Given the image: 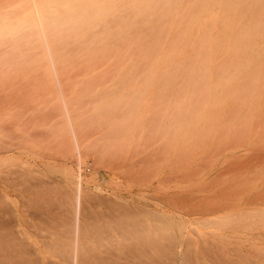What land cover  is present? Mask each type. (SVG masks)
<instances>
[{"label": "rangeland", "instance_id": "obj_1", "mask_svg": "<svg viewBox=\"0 0 264 264\" xmlns=\"http://www.w3.org/2000/svg\"><path fill=\"white\" fill-rule=\"evenodd\" d=\"M117 1L49 29L55 76L32 1L0 0V261L73 264L80 176L78 264H264V0Z\"/></svg>", "mask_w": 264, "mask_h": 264}, {"label": "bare ground", "instance_id": "obj_2", "mask_svg": "<svg viewBox=\"0 0 264 264\" xmlns=\"http://www.w3.org/2000/svg\"><path fill=\"white\" fill-rule=\"evenodd\" d=\"M32 1V3L31 4H33L32 5V7L34 8L33 9V11H34V21L32 22H26V26H30L31 27V29L35 32V34H36V36L38 35L39 37H40V39L42 40V42H43V45H44V47H45V52H46V56H47V58H48V61H49V64H50V67H51V69H52V71L54 72V74H55V76H56V67H57V65L58 64H60V63H62V61H58V57H57V62L55 61V51H54V43L52 42V40H50V37H48V35H47V33H48V31H49V29L51 28V27H55V28H57V27H64V26H69V29L72 31V30H74V33H73V35H74V40L76 41V43H80L81 42V38H82V35L85 33H83V27L84 26H92L93 24H95V21H96V19H98L100 16H106V15H108L109 13H110V9L111 8H113V2H114V0H110L111 2L110 3H108V6H107V8H103V6L106 4H104L102 7H101V9L99 8V11L97 10V8L94 6V3H93V0H69V3H68V5L67 6H65L66 7V13L68 14V18H66V20H62L61 18H59L58 16H57V10H56V8L51 12L52 14L50 15V16H47L48 15V11H47V8H45V6L44 5H40V3H39V1L40 0H31ZM43 1V0H42ZM41 1V2H42ZM49 1V0H48ZM50 1H53V0H50ZM104 1H106V0H104ZM148 1V0H147ZM27 3H28V5L30 4L29 3V1H26ZM46 2V1H45ZM67 2V1H66ZM118 1L116 0V3H117ZM152 2H154V1H152ZM152 2H150V4L152 3ZM43 3V2H42ZM51 3H54V2H51ZM57 3V2H56ZM56 3H54V4H56ZM59 3V2H58ZM99 3V2H98ZM121 3V2H120ZM119 2H118V4H120ZM124 3H125V1H124ZM248 3V0L246 1V3L245 4H247ZM66 4V3H65ZM49 5V4H48ZM62 5V4H61ZM129 5V4H128ZM153 5V4H152ZM30 6V5H29ZM151 6V5H150ZM61 7H63V6H61ZM120 7V6H119ZM124 7V6H123ZM126 7V6H125ZM140 7V6H139ZM158 7H159V5H158ZM30 8V7H29ZM28 8V9H29ZM144 8V7H143ZM149 7H147V9H148ZM154 8H156V7H154ZM255 8V7H254ZM253 8V9H254ZM114 9H116L115 7H114ZM63 10V9H62ZM122 10V9H121ZM142 10V9H141ZM174 10H176V7L174 8ZM256 10H257V8H256ZM65 10H63V12H64ZM151 11V10H150ZM60 12V11H59ZM62 12V11H61ZM114 12H115V10H114ZM123 12V11H122ZM131 12V11H130ZM127 13V12H126ZM128 13H129V10H128ZM145 13V12H144ZM173 13V12H172ZM24 14V13H23ZM135 14V13H134ZM133 13H132V15H134ZM138 14V13H137ZM146 14V16H147V13H145ZM22 15V14H21ZM125 15V14H124ZM123 15V13H122V15L120 16V18L122 17V16H124ZM13 16V14L11 15V17ZM27 16V15H26ZM62 16H64V19H65V15H63L62 14ZM115 16V15H114ZM145 15H143V17H146ZM171 16H172V14H171ZM10 16H9V18H11ZM16 17V16H15ZM17 17H18V15H17ZM17 17H16V19H17ZM60 17H61V14H60ZM131 17V14L129 15V18ZM133 17V16H132ZM131 17V18H132ZM143 17L141 16V17H139V19H143ZM173 17V16H172ZM4 18V17H3ZM2 18V19H3ZM14 18V17H13ZM15 19V20H16ZM107 19V18H106ZM113 19V18H112ZM111 19V20H112ZM125 19V18H124ZM138 19V18H137ZM145 19V18H144ZM147 19V18H146ZM18 20V19H17ZM23 20H24V18H23ZM22 20V21H23ZM111 20H110V22H111ZM120 20V19H119ZM122 20V19H121ZM120 20V21H121ZM5 21H7V19H5ZM21 21V20H20ZM119 21V22H120ZM2 23H4L3 21H1ZM106 22V21H105ZM113 22H115V20L113 21ZM131 22V21H130ZM23 23V22H22ZM107 23H109V20L107 19ZM129 23V22H128ZM11 24H12V22H11ZM125 24V23H124ZM8 25H10L9 24V22H8V24L5 26V25H1L0 26V39H1V37H10V38H12V37H15L16 36V34H17V32H16V30H14V29H12V28H8ZM109 25H110V23H109ZM112 25H113V23H112ZM17 27H19V26H17ZM82 27V28H81ZM101 27V26H100ZM99 27V28H100ZM114 27V26H113ZM112 27V28H113ZM99 28H97L98 30H99ZM112 28H110V29H112ZM25 29H26V27H25ZM65 30V29H64ZM64 30H63V33H59L58 35H57V37H55V38H58V40L59 41H61V44H64V45H66V42H68V40H70V38H69V36L68 35H66V34H64L65 32H64ZM89 30V33H88V37H90V36H92V34H91V29H88ZM106 30V29H105ZM115 30H116V28H115ZM61 31V30H60ZM66 31L68 32V30L66 29ZM24 31H22L21 33H23ZM86 32H87V30H86ZM105 32V31H104ZM106 32H108V31H106ZM115 32V31H114ZM114 32H112V33H114ZM93 33V32H92ZM94 33H95V31H94ZM102 33V32H101ZM111 33V34H112ZM49 34H51V35H53V32H49ZM72 34V33H71ZM96 34H97V30H96ZM106 34V33H105ZM56 35V34H55ZM17 36H18V34H17ZM30 36V38L32 39V37L33 38H35V35L33 36V35H29ZM32 36V37H31ZM109 36H110V34H109ZM121 36H123V34H121ZM19 37V36H18ZM24 37H27V36H24ZM23 37V38H24ZM84 37H85V35H84ZM94 37H96V36H94ZM20 38V37H19ZM52 38V37H51ZM90 38H92V37H90ZM104 38V37H103ZM109 38H111V36L109 37ZM109 38H108V40H109ZM2 39H4V38H2ZM31 39H30V41H31ZM37 37L35 38V40H34V42H36L37 40H39V38L37 39ZM72 39V38H71ZM86 39H87V37H86ZM98 39V38H97ZM105 39H107L106 37L104 38V40ZM16 41H18V39H15ZM27 40H29V39H26V42H27ZM85 40V39H84ZM88 40V39H87ZM91 40V39H90ZM108 40H106V41H108ZM5 41H7L6 39H5ZM25 41V40H24ZM97 41H99V40H97ZM112 41V40H111ZM32 42H33V40H32ZM82 42H84L83 41V39H82ZM86 42V41H85ZM89 42V41H88ZM102 42V41H101ZM103 42H105V41H103ZM7 43H9V42H7ZM19 43H21V42H19ZM93 43H94V45H92L93 47H95V43H96V41H93ZM3 44V43H2ZM22 44V43H21ZM90 44V43H89ZM24 45H25V43H24ZM27 45H28V42H27ZM34 45V44H33ZM100 44H97L96 46H99ZM17 46H18V44H17ZM22 45H20V47H21ZM82 46L84 47L85 46V48H86V46H88V48H89V45H88V43L86 42V45L84 44H82ZM91 46V47H92ZM101 46V45H100ZM24 48H22L23 50H27V49H25V47H27V46H23ZM38 47V46H37ZM76 47V46H75ZM74 47V48H75ZM7 48H9L8 46L6 47V49ZM29 48H31V46L29 45ZM33 48V47H32ZM20 49V48H19ZM22 49H20V51L22 50ZM37 50L39 49L40 50V46L38 47V48H36ZM36 49H34V51L36 50ZM67 49V48H66ZM73 49V48H72ZM84 50V48H82V47H79L77 50ZM8 50V49H7ZM6 50V51H7ZM38 50V51H39ZM4 51H5V49H4ZM69 53H70V49L69 50H67ZM67 51H63V52H61V53H63L64 55H65V52H67ZM91 51V50H90ZM32 52V56H33V51H31ZM75 52H77V51H75ZM4 53H6V52H4ZM8 53V52H7ZM18 53H19V51H18ZM61 53H59V55L61 54ZM73 53H74V51H73ZM72 53V54H73ZM85 53V52H84ZM9 56L10 55H12V54H14L13 52H12V54H11V52L9 51ZM44 55V52H42L41 54H40V56L41 55ZM57 54H58V51H57ZM63 54L62 55H60L61 56V58H62V56H63ZM30 54H26V56H29ZM67 55H68V53H66V56H65V58L63 57L61 60H63V62L65 61L64 59H66V57H67ZM71 55V54H70ZM70 55H68V57L70 56ZM76 55V54H75ZM8 56V58L10 59L11 57H9ZM31 56V55H30ZM37 56H39V55H37ZM37 56L36 57H34V59L36 60V58H37ZM59 56V57H60ZM73 56H74V54H73ZM16 58H15V60L16 59H19L18 57H17V54H16V56H15ZM8 58H5L6 60L8 59ZM14 57H13V55H12V58L11 59H13ZM33 59V60H34ZM72 59V58H71ZM14 60V59H13ZM39 60H40V58H39ZM42 60V59H41ZM40 60V61H41ZM70 60V58L68 59V61ZM37 61V60H36ZM71 61V60H70ZM72 62H75L74 61V58L72 59ZM38 63H40V62H38ZM57 63V64H56ZM41 64V63H40ZM65 64H67V63H65ZM61 65V64H60ZM59 69H60V67H59ZM59 73V72H58ZM61 74V73H60ZM58 76H59V74H58ZM59 78H60V76L58 77V80H59ZM55 80V79H54ZM57 80V81H58ZM61 81V80H60ZM59 82V81H58ZM61 93H62V91H61ZM65 98V97H64ZM63 98V99H64ZM66 101V100H65ZM68 102V101H67ZM144 102V101H143ZM142 103V102H141ZM69 104V103H68ZM62 105H64V109H65V112H66V114H67V116H68V129H69V133H70V136H71V138H72V141H73V145H74V150H75V154H77V160H78V162H79V164L81 163L80 161H81V144L79 143V141L81 140H79V138H78V135L76 134L77 132L75 131V128H74V126H73V124H72V122H71V120L69 119V112H68V110H67V107H66V102H64L63 101V104ZM69 106H70V104H69ZM106 107H108V108H112L113 107V105L111 104V106H110V104L108 103V106H106ZM107 109V108H106ZM64 112V113H65ZM99 112H100V110L98 111V114H99ZM105 113V112H104ZM97 114V115H98ZM65 116V115H64ZM67 119V118H66ZM95 119V118H94ZM93 121V120H92ZM133 122V121H132ZM76 124H78L77 122H76ZM77 127H78V125H77ZM76 127V128H77ZM78 132H80V131H78ZM108 133H109V131H108ZM112 133H115V132H112ZM125 133V132H124ZM81 134V133H80ZM113 135V134H112ZM110 136H111V133H110ZM109 137V136H108ZM112 140V139H111ZM71 141V142H72ZM0 145H2V144H0ZM4 145V144H3ZM2 145V146H3ZM7 145V144H6ZM2 146H1V148H2ZM5 147V145L3 146V148ZM0 148V149H1ZM8 148V147H7ZM5 149H6V147H5ZM4 149V150H5ZM9 150V149H8ZM11 151V150H10ZM5 152V151H4ZM3 152V153H4ZM7 153V152H6ZM79 174V173H78ZM6 175H7V173H6ZM8 175H9V173H8ZM0 177H2L3 178V176L1 175ZM5 177V176H4ZM6 178V177H5ZM77 179V178H76ZM81 180H80V176H79V178L77 179V183H76V195H75V210H74V218H75V226H74V230H73V244H72V246H71V249H70V255H71V258H72V260H73V264H78V258H79V256H80V254H81V249H80V246H79V221H80V213H81V202H82V198H81V195H82V191H81V182H80ZM83 182V181H82ZM1 186V185H0ZM17 186V185H16ZM13 187H14V185H13ZM5 192V191H4ZM5 194V196H6V193H4ZM1 195V194H0ZM3 196V195H2ZM0 198H2V197H0ZM6 198V197H5ZM84 200V199H83ZM93 201V200H92ZM103 201V200H102ZM90 202V201H89ZM107 202V201H106ZM91 203V202H90ZM99 203V202H98ZM93 205H94V203H92ZM92 204H91V206H92ZM95 204H97V201H96V203ZM101 204V203H100ZM97 205H95V207H96ZM106 207V206H105ZM93 208V207H92ZM84 210L86 209V207H84L83 208ZM94 209V208H93ZM6 210V209H5ZM92 210V209H91ZM7 211V210H6ZM169 211V210H168ZM82 212H83V210H82ZM89 212V211H88ZM2 212L0 211V214H1ZM174 213V212H173ZM6 214V213H5ZM171 214V213H170ZM82 215H83V213H82ZM82 215H81V217H82ZM136 215V214H135ZM2 216V218H3V216H5L4 215V211H3V214L1 215ZM7 216V215H6ZM85 216V215H84ZM85 219V218H84ZM89 219V218H88ZM1 220V219H0ZM3 222V224H1L0 223V226L1 227H3V225H4V221H2ZM80 224H81V222H80ZM84 227V226H83ZM83 229V228H82ZM1 230V229H0ZM4 230V229H3ZM81 231V230H80ZM83 232H84V229H83ZM1 235V234H0ZM3 242V241H2ZM3 251V250H2ZM8 256V255H7ZM11 259V258H10ZM17 263V262H16ZM0 264H6V263H4V262H1L0 261ZM9 264H15V263H9Z\"/></svg>", "mask_w": 264, "mask_h": 264}]
</instances>
